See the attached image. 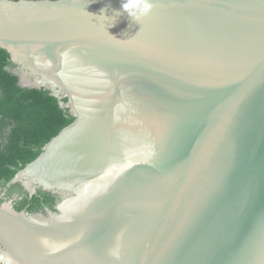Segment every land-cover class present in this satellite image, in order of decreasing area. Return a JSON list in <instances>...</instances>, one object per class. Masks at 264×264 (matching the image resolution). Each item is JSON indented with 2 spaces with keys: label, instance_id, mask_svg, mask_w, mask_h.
I'll use <instances>...</instances> for the list:
<instances>
[{
  "label": "water",
  "instance_id": "95a60500",
  "mask_svg": "<svg viewBox=\"0 0 264 264\" xmlns=\"http://www.w3.org/2000/svg\"><path fill=\"white\" fill-rule=\"evenodd\" d=\"M129 2L0 0L8 71L74 118L12 179L62 202L0 205V263L264 264V0Z\"/></svg>",
  "mask_w": 264,
  "mask_h": 264
},
{
  "label": "trees",
  "instance_id": "16d2710c",
  "mask_svg": "<svg viewBox=\"0 0 264 264\" xmlns=\"http://www.w3.org/2000/svg\"><path fill=\"white\" fill-rule=\"evenodd\" d=\"M12 66L9 52L0 47V187L36 160L43 147L74 121L48 91L19 87L18 77L8 71ZM38 194L17 209L29 204L35 210L42 201L52 200Z\"/></svg>",
  "mask_w": 264,
  "mask_h": 264
},
{
  "label": "flooded vegetation",
  "instance_id": "af4514ba",
  "mask_svg": "<svg viewBox=\"0 0 264 264\" xmlns=\"http://www.w3.org/2000/svg\"><path fill=\"white\" fill-rule=\"evenodd\" d=\"M38 193H40V195L42 194L41 197L43 199L45 196H49L52 200H50L48 203H45V201H42L39 204V207L35 210H30L29 204H26L25 207H23L22 209H17V207L21 203H23L26 199L29 201H32L35 195L39 196ZM61 202H62L61 196L43 193L39 190H37L33 195H30L29 192H27L24 189V186L22 185V183H12V180L5 187H0V205L4 203H10V205L18 213L23 212L28 218H31V217H38L40 219L48 218L51 212L52 213L56 212V207Z\"/></svg>",
  "mask_w": 264,
  "mask_h": 264
},
{
  "label": "clouds",
  "instance_id": "9594fccd",
  "mask_svg": "<svg viewBox=\"0 0 264 264\" xmlns=\"http://www.w3.org/2000/svg\"><path fill=\"white\" fill-rule=\"evenodd\" d=\"M122 8L128 12L130 17L138 22L140 17H145L153 11L154 5L151 0H130L129 3L122 4Z\"/></svg>",
  "mask_w": 264,
  "mask_h": 264
}]
</instances>
